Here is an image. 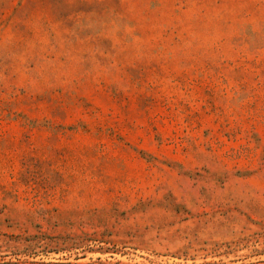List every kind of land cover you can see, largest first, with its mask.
I'll return each instance as SVG.
<instances>
[{"label":"rangeland","instance_id":"rangeland-1","mask_svg":"<svg viewBox=\"0 0 264 264\" xmlns=\"http://www.w3.org/2000/svg\"><path fill=\"white\" fill-rule=\"evenodd\" d=\"M0 264H264V0H0Z\"/></svg>","mask_w":264,"mask_h":264}]
</instances>
